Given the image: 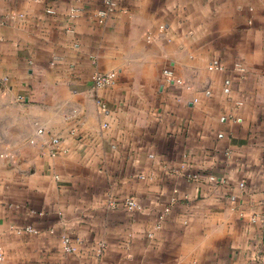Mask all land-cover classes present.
Listing matches in <instances>:
<instances>
[{"label": "crops", "instance_id": "crops-1", "mask_svg": "<svg viewBox=\"0 0 264 264\" xmlns=\"http://www.w3.org/2000/svg\"><path fill=\"white\" fill-rule=\"evenodd\" d=\"M116 2L0 0V264H264V0Z\"/></svg>", "mask_w": 264, "mask_h": 264}, {"label": "built area", "instance_id": "built-area-1", "mask_svg": "<svg viewBox=\"0 0 264 264\" xmlns=\"http://www.w3.org/2000/svg\"><path fill=\"white\" fill-rule=\"evenodd\" d=\"M107 10L104 12H101L100 16L102 18L106 17L107 14L110 12L117 10V2L116 0H104ZM77 11L76 9L74 10ZM75 15V14H74ZM92 81L96 87H104L108 85H112L116 81V73L115 72H108V73H102V72H95L91 76ZM164 78L165 80L169 82H174L181 84L182 78L178 76L175 71L171 67H166L164 69ZM105 107V105H103ZM108 124H105V126ZM38 135L42 136H49V144H50V154L52 156L61 155V154H68L71 150L70 146L67 144L66 140L67 138L63 136L61 133L53 132L52 130L46 128V127H39L37 130ZM70 135H75L77 137H81L79 134V128L77 126H73V128L70 131ZM31 142H35V139H32ZM204 174H197L196 176H202ZM209 178L212 180H215L216 177L213 175H209ZM127 206L129 210H137L140 208V205L138 204L135 197L131 196L127 199ZM164 215L162 214L160 217L162 218ZM18 232H37V230L33 226H25L23 228L18 229ZM64 242L66 244V250L70 252L77 251V246L71 241V239L67 236L64 238ZM4 259V255L0 254V261Z\"/></svg>", "mask_w": 264, "mask_h": 264}]
</instances>
